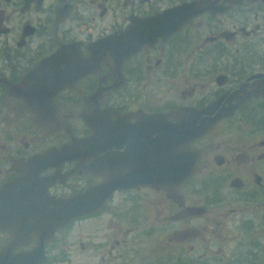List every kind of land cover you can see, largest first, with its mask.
<instances>
[{"label":"flooded vegetation","instance_id":"flooded-vegetation-1","mask_svg":"<svg viewBox=\"0 0 264 264\" xmlns=\"http://www.w3.org/2000/svg\"><path fill=\"white\" fill-rule=\"evenodd\" d=\"M189 2L200 3L201 10L169 34L155 32L156 17ZM108 36L116 37L97 44ZM188 79L191 85L180 94L169 90L170 82ZM262 81L264 0H0V186L35 174L44 178L43 182L38 179L39 185H45L48 195L67 197L102 183L105 176L89 170L91 156L76 155V159L67 154L58 159L51 153L72 139L90 136L92 131L84 118L95 110L93 118L110 126L111 144L95 160L107 151H126L130 158L123 164V174H131L129 169L141 164L136 174L143 176L151 172L147 170L150 159L161 160L165 149H177H164L162 139L155 141L156 135L164 133L162 125L166 123L143 120L144 116L208 105L213 116L228 104L243 103L205 133L190 139L185 149L178 148L187 159L191 158L188 152L196 151L197 155L193 172L170 194L150 184L113 189L100 209L72 220L45 241V264L52 261V248L63 241L59 233L76 221L106 215L109 228L95 241V264H133L145 239L161 237H168L173 247L180 248L185 242L187 248L179 250L176 257L166 255L162 264H236L237 255H251L236 252V243L230 244L231 255L225 258L213 252L196 255L194 251L202 247L195 244L197 240L208 238V234L203 238L202 232L210 230L206 226L200 229L199 224L216 223L213 217H206L211 206L206 193L217 179L230 174L228 190L244 194L241 204L264 205L256 202L264 201V137L256 143L229 146V159L215 154L213 163L203 144L221 125L241 129L248 123L257 131L264 130V117L259 116L264 112ZM126 98L128 101L123 100ZM135 100L137 105H128ZM116 101L128 106H116ZM117 119L130 127L127 137L117 129ZM167 120L175 123L172 117ZM155 124L158 127L151 128ZM118 139L121 145L112 146ZM150 141L159 146H152ZM107 142L99 136V143ZM231 168L247 169L249 179L242 176L243 171ZM49 177L50 183L45 181ZM258 213L261 217L262 212ZM197 228L201 231L198 236H174L178 231ZM9 236L0 228V247ZM34 240L32 233L13 251L30 249ZM256 247L264 253L261 242ZM257 258L248 264L253 260L262 264Z\"/></svg>","mask_w":264,"mask_h":264},{"label":"water","instance_id":"water-1","mask_svg":"<svg viewBox=\"0 0 264 264\" xmlns=\"http://www.w3.org/2000/svg\"><path fill=\"white\" fill-rule=\"evenodd\" d=\"M200 3L189 2L182 3L178 6L169 8L156 19L158 22L155 26L157 34H169L172 30L179 27L181 23L188 20L197 11L201 10ZM116 36H108L99 43H108ZM258 83V82H257ZM261 94L264 95V81L261 82ZM249 92H246L247 96ZM255 93V92H254ZM228 98V97H227ZM244 102V98L240 99ZM243 103L228 104L221 108L213 116H211L210 105L202 109H194L191 107L180 108L169 114H154L140 117L143 120L148 119L150 122H165L162 125L163 134L156 135V140L162 139L161 147H176V150L165 149V155L161 160H149V175L137 176V169L141 170L142 165L132 166L131 174L124 175L122 169L126 164L129 155L126 151L120 153L105 152L98 160L95 157L110 148V126L99 124L93 117L96 110L92 114L87 115L84 120L91 128L92 134L86 138L72 139L71 143L62 147L61 150L51 152L58 159L78 155L80 158L91 156L90 171L92 173H102L105 179L102 183L90 187L85 192L76 193L67 197H55L45 192V185L40 186L42 178H37L35 174H29L22 178H16L12 181L4 183L0 186V228L6 229L10 236L6 243L0 247V264H45L48 261L44 253V243L50 240L54 232L63 228L70 220L75 219L85 213L93 212L101 208V203L106 195L115 188H128L139 184H150L156 187L165 188L169 194L173 189L181 183L190 173L193 172V164L197 155L196 151L188 152L191 156L187 159L186 153L178 148L185 149V145L190 139H193L205 133L218 119L228 116L234 108L242 106ZM110 116L113 113L109 112ZM172 117L174 122H169L167 117ZM117 129L124 137L130 127L117 119ZM175 124V125H174ZM158 125L151 126V128ZM99 136L107 139V143H99ZM118 143L112 146H120ZM150 144L158 145L157 142L150 141ZM129 151L126 143L125 149ZM187 152V151H186ZM116 155V156H113ZM112 157V159H111ZM79 159L77 156L74 157ZM105 167H103L100 163ZM160 164L161 166H154ZM154 171L159 173L154 174ZM134 173V174H133ZM133 174V175H132ZM35 178V179H34ZM39 179V180H38ZM51 177L45 179L51 182ZM238 181V180H236ZM233 182V181H232ZM231 182V183H232ZM34 233V245L28 250H20L14 252L13 249L24 244L29 235ZM197 234V229H188L178 231L174 235L177 238H186Z\"/></svg>","mask_w":264,"mask_h":264},{"label":"rangeland","instance_id":"rangeland-1","mask_svg":"<svg viewBox=\"0 0 264 264\" xmlns=\"http://www.w3.org/2000/svg\"><path fill=\"white\" fill-rule=\"evenodd\" d=\"M187 85H191L189 79L188 81L170 82L169 90L172 93L180 94L179 91L181 89H188ZM123 100L128 101L127 98ZM138 102L139 101L135 100L128 105L135 106ZM114 104L123 108L128 106L124 104V101H116ZM259 116L264 117V112H260ZM257 130H255L253 125L248 123H246L241 129L237 128L235 125H221L218 127L214 133L207 135L203 142L204 148L207 150L211 162L213 163L211 158L215 154H221L223 157H227L226 159H229L228 157L231 152L227 150V148L231 145L232 147H235L244 142L256 143L264 137V130ZM235 149H233L232 152H234ZM214 168H216L215 170H218V167ZM230 170L235 172L243 171L244 174H242V176L245 179H249V177H247V169L231 168ZM230 176V174H227L216 181L213 180L214 188H209L208 193H206L208 199H210L208 202L211 204V206L208 207L209 212L206 214V217H213L217 224L215 223V226L206 224L205 222L199 224L200 229L201 227L206 226L205 229L207 228L210 230L207 233L202 232L203 238H205L204 236H207V234L208 238L197 240L195 242V244H199V246L202 247L196 249V252L194 251V253L197 255L205 252H213V254L218 253L219 257L225 258L227 255H231L230 244L236 243L238 245L234 249L236 252L248 253L253 257L257 256V259L264 264V253L259 251L256 247V244L259 242H261L264 247V205L259 207L257 204L253 203L241 204L240 202L243 200L242 195L244 194L230 192L228 190V178ZM199 192L200 196H205V193H201L202 190ZM259 201L264 202L262 199L256 200V202ZM256 208L259 209L257 210ZM228 209L230 213H228ZM218 212L224 216L216 215ZM258 212H262L261 217H258ZM107 219L108 215L99 219L90 218L87 221H76L70 225L68 230L59 233L60 238L62 237L63 241H60L54 248H52V252L50 253L52 261L50 264H95V241L97 238L101 237L99 236L100 234L107 233L106 229L109 228ZM129 224L130 220L126 226ZM121 226L126 227L124 223H122ZM199 228H197V236L201 234ZM259 229L261 232L257 233ZM256 234H258V236H256ZM260 234L261 236H259ZM1 239L2 238L0 237V244ZM228 239L231 241L230 243H227ZM163 240H165V242ZM30 244H33V242L31 241ZM185 245L186 243L182 242V247L178 248L177 245L173 247L174 243L168 241V237H161V239L159 238L155 241L152 238L145 239L143 241V248L139 252L140 255H137L138 257L134 258L133 264H162V261L167 259L165 257L166 255H174V257H176V253L179 250H186L187 248ZM160 255H164L163 259L160 258ZM251 255H237L236 264H248L253 258ZM239 257H241V259ZM254 262H256V260L251 261V264H254Z\"/></svg>","mask_w":264,"mask_h":264}]
</instances>
